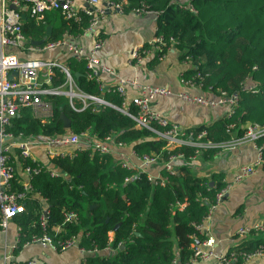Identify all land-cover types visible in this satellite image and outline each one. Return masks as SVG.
Instances as JSON below:
<instances>
[{"label":"trees","instance_id":"16d2710c","mask_svg":"<svg viewBox=\"0 0 264 264\" xmlns=\"http://www.w3.org/2000/svg\"><path fill=\"white\" fill-rule=\"evenodd\" d=\"M126 7L157 14L155 33L165 41L157 54H164L168 46L174 45L179 59L188 57L191 62L182 75H198L195 80L203 92L211 97L221 91L237 92L239 96L230 116L187 131L195 135L204 129L206 139L221 143L241 136L246 124L264 125V0H127ZM88 25L89 17L84 14L73 20L46 12L40 26L26 14L22 18V32L28 38L25 46H33L31 41L35 40H41L39 45H43L64 37L77 38ZM170 37L176 42L171 44ZM46 52L24 56L44 58L41 55ZM66 53L62 61L83 92L121 105L122 97L117 92L100 90L97 81L87 75L84 61ZM157 54L149 59L150 65L158 62ZM63 80L64 74L53 67L49 85H59ZM245 84L253 85L255 91L244 88ZM47 99L51 103L48 119L42 121L31 108H22L8 130L30 138L90 131L102 139L113 134L115 142H124L138 156L158 155L159 163L171 153H183V158L173 174L164 172L168 177L161 184L149 180L147 172L126 169L114 155L100 154L90 146L48 158V164L15 150L22 168H39L30 177L32 193L38 197L28 195L23 200L24 211L12 219L18 227V245L44 231L40 216L45 207V231L49 235L55 239L77 237L78 247L96 251L87 252L83 264H170L174 258L180 263L188 262L192 243L203 239L197 235L195 224L201 222L209 204L225 186L220 177H212L210 184L207 177L195 175L189 157L196 148H167L163 139L148 129L137 128L131 118L108 105L90 104L76 111L63 95H49ZM61 115L69 119V128L64 127ZM218 150L201 149L198 155L210 159ZM49 169L58 175H51ZM18 179L15 173L11 181L14 190L22 189ZM65 211L76 212L77 218L63 223ZM260 243L264 245V234H252L239 240L229 252H250ZM107 247L110 250L105 252Z\"/></svg>","mask_w":264,"mask_h":264},{"label":"built area","instance_id":"2783aa9c","mask_svg":"<svg viewBox=\"0 0 264 264\" xmlns=\"http://www.w3.org/2000/svg\"><path fill=\"white\" fill-rule=\"evenodd\" d=\"M126 3L127 0H106L104 5L100 6L98 5V0H83V5L78 4L75 0H0V232H4L8 227V223L16 215L24 211L23 200L28 195L32 194L34 197H38V194L32 193L30 184V177L39 170L38 167H31L29 165L23 167L27 179L20 183L22 189L14 190L12 188L11 181L15 175V167L11 157L12 149H17L22 155L36 161L30 154V146L32 144L39 143L42 145L48 158L62 157L90 146L100 154H115L121 166L126 169H137L138 171L147 172V167L154 164L161 165L160 174L152 176L147 172L149 180L155 183L160 182L161 184L167 179V174H173L176 171L174 166L175 161L183 158V153H171L166 161L159 163L158 155L143 154L138 156L124 142H115L113 134H108L102 139H97L95 134L90 131H84L79 134L71 132L36 140L24 137L21 134L16 136L8 130L12 118L22 108H31L34 115L42 121L48 119L51 116V103L47 99L49 95H63L67 97L70 107L76 111L82 110L90 104L108 105L116 108L131 118L137 128L148 129L158 138L163 139L166 142L165 146L167 148H172L176 145L194 146L196 149L194 154L189 157L191 160L196 158L201 149L213 147H218L219 149L232 148L236 145L250 144L255 150V158L250 163L239 166L233 177V181L235 182L251 175L257 166L264 164V125L256 123L246 124L241 136L232 137L225 142L213 143L205 138L206 131L204 129L194 135L191 131H187L188 128L170 121L159 111L153 109L151 105L155 97L175 96L186 102L198 103L205 106H226V116L228 117L233 113L234 107L237 104L239 98L237 92L227 94L221 91L215 97L202 94L192 95L185 90L174 92L169 87L148 83L141 84L137 83L135 79L119 77L112 67L100 62L97 51L104 44V38L99 35L98 25L108 11L123 12ZM188 7L192 10L191 5ZM132 10L137 14L151 12L142 8H134ZM46 12L61 14L65 19L73 20H79L82 14L87 15L89 17V25L80 36L85 34L95 36L89 50L78 45L75 41L76 38L69 37L43 45L25 46L28 38L22 32V15L27 14L34 25L40 26ZM170 42L173 44L176 41L170 37ZM164 43L163 36L156 34L146 44L135 46L130 50V62L133 60L134 64L137 65L144 57L157 54L160 46L164 45ZM55 48H64L76 60H83L87 68V75L97 81L100 90L117 92L122 97L121 105L117 106L100 96L83 92L77 86L72 73L63 61L39 57L27 58L24 56L26 55L25 53H43ZM157 57L160 60L163 58V54H157ZM181 61L186 66L189 65L186 69L191 67L188 57L183 58ZM53 67L59 68L64 74L63 82L56 86L49 85ZM183 71L180 74V82L185 88H199L201 86L195 80V77L198 75L184 77L182 75ZM102 73L114 76L116 78L115 82L110 86H104L101 80ZM128 87H136L138 90L129 100L127 96ZM246 87L251 91H255L251 84H245L244 88ZM230 127H233V125L231 124ZM116 148L119 150L128 149V158L124 152L118 153L115 150ZM130 155L135 161L129 157ZM49 171L53 176L58 175L56 170L49 169ZM228 186L225 185L217 192L215 200L209 204L207 213L201 222L195 224L197 235H203V232L206 231L210 215L228 190ZM46 211L44 207L43 213L40 216V224L44 231L41 234H33L31 239L22 245L32 242L56 250H65L74 245L78 246L77 237L55 239L45 231ZM76 218V212L65 211L63 223L70 222ZM55 230L58 231L59 227H56ZM252 234H264V218L237 228L231 240L235 237L247 238ZM78 248L81 252L85 253L87 251L96 252L95 250H85L82 247ZM262 255H264V245L262 243L258 244L250 252L235 253L232 251L220 254L203 238L192 243V255L188 262L214 258L220 264H245L246 261L261 257ZM32 263L34 262L29 261L27 264ZM170 264L183 263L174 258Z\"/></svg>","mask_w":264,"mask_h":264},{"label":"crops","instance_id":"0c3cea01","mask_svg":"<svg viewBox=\"0 0 264 264\" xmlns=\"http://www.w3.org/2000/svg\"><path fill=\"white\" fill-rule=\"evenodd\" d=\"M83 5V0H75ZM106 0H98V5H104ZM56 14V13H55ZM157 14L154 12H143L137 14L128 7L123 12L108 11L98 25L99 35L104 38V44L97 51L101 63L112 67L119 77L135 79L137 83L153 84L169 87L172 91L185 90L192 95H206L198 87L185 88L180 82V74L189 65H185L179 59V52L174 45L168 46L163 58L157 63L150 65L151 56L137 65L130 62V50L139 45L146 44L156 35ZM95 36L85 34L76 38V43L84 49L89 50ZM16 51L15 49H13ZM64 48L49 50L41 57L45 59L63 60L67 55ZM20 54V53H19ZM26 54V53H25ZM35 57L40 55L34 54ZM133 63V64H131ZM115 77L107 73L101 74L104 86H110L115 82ZM136 87H128V100L137 92ZM153 109L159 111L163 116L182 127L194 128L200 125H209L214 121L226 116V106H205L198 103L186 102L175 96H158L152 100ZM34 139H43L35 137ZM15 173L18 182H23L27 176L20 166L14 152ZM118 153L124 152L128 158V149H115ZM32 157L43 164H48V156L45 149L39 143L30 146ZM117 157L115 154H113ZM130 158L133 157L130 155ZM255 150L250 144L236 145L232 148H220L212 158L205 159L197 155L190 161L189 166L198 177H207L213 183L212 177H220L221 181L228 186L221 201L212 211L207 222V229L203 232V238L218 253H228L232 247L243 238L234 237L237 228L249 225L264 218V164L257 166L255 171L240 181H233L236 170L241 165L253 161ZM181 159L175 161L174 166ZM152 176L160 174L161 165L154 164L146 168ZM113 233H109L110 239ZM105 252L109 247L103 249ZM90 252V251H87ZM81 252L78 246H72L65 250H56L37 243L18 245V227L13 220L8 223L4 232H0V264H83L88 253ZM96 253V252H90ZM7 256V258H5ZM9 256V257H8ZM183 264H220L214 258L198 260L196 262H185ZM245 264H264V255L252 258Z\"/></svg>","mask_w":264,"mask_h":264},{"label":"water","instance_id":"95a60500","mask_svg":"<svg viewBox=\"0 0 264 264\" xmlns=\"http://www.w3.org/2000/svg\"><path fill=\"white\" fill-rule=\"evenodd\" d=\"M22 18L24 19L25 18V15H22ZM32 42V44H34V45H39V44H41V40H35V41H31ZM9 77H11V76H9ZM61 117H62V120H63V125H64V127L65 128H69V126H70V121H69V119L66 117V116H64V115H61ZM210 184H212V183H210ZM116 226L117 225H115L114 226V228L113 229H115L116 228ZM112 237H113V234H112ZM123 245H121L120 247H122Z\"/></svg>","mask_w":264,"mask_h":264},{"label":"bare ground","instance_id":"6f19581e","mask_svg":"<svg viewBox=\"0 0 264 264\" xmlns=\"http://www.w3.org/2000/svg\"><path fill=\"white\" fill-rule=\"evenodd\" d=\"M43 204V203H42Z\"/></svg>","mask_w":264,"mask_h":264}]
</instances>
